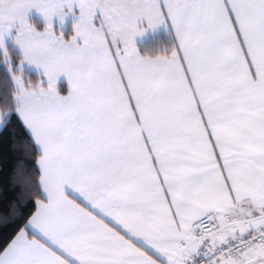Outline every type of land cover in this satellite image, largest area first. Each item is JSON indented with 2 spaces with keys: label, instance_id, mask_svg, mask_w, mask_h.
I'll use <instances>...</instances> for the list:
<instances>
[{
  "label": "snow or ice",
  "instance_id": "obj_1",
  "mask_svg": "<svg viewBox=\"0 0 264 264\" xmlns=\"http://www.w3.org/2000/svg\"><path fill=\"white\" fill-rule=\"evenodd\" d=\"M0 264H264V0H0Z\"/></svg>",
  "mask_w": 264,
  "mask_h": 264
}]
</instances>
